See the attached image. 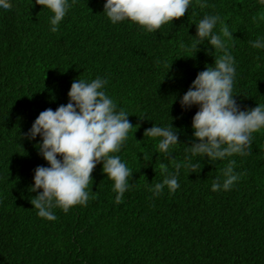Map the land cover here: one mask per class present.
<instances>
[{
	"label": "trees",
	"instance_id": "16d2710c",
	"mask_svg": "<svg viewBox=\"0 0 264 264\" xmlns=\"http://www.w3.org/2000/svg\"><path fill=\"white\" fill-rule=\"evenodd\" d=\"M104 2L76 0L55 33L53 14L35 0L0 9V264H264V130L253 133L246 156H191L198 107L179 103L223 55L207 41L193 47L195 23L219 14L217 31L233 35L226 44L236 62L235 99L241 110L264 105V49L249 43L264 38V5L193 0L183 17L148 33L130 21L113 25ZM97 76L134 126L118 153L132 187L115 203L113 181L97 165L87 205L55 208L57 219L48 221L30 202L42 189H29L35 168L48 164L34 146L39 136L29 142L24 134L42 111L68 103L75 79ZM154 123L178 130L171 157L156 153L158 138L144 136ZM230 160L240 178L231 190L212 191ZM161 164L169 173L179 166L180 187L154 196L150 186L166 175Z\"/></svg>",
	"mask_w": 264,
	"mask_h": 264
},
{
	"label": "clouds",
	"instance_id": "9594fccd",
	"mask_svg": "<svg viewBox=\"0 0 264 264\" xmlns=\"http://www.w3.org/2000/svg\"><path fill=\"white\" fill-rule=\"evenodd\" d=\"M201 7L206 0H199ZM76 0H35L36 5L47 8L50 17V31L55 33ZM193 0H105L103 13L113 24L130 21L148 33L157 32L162 26L170 25L174 19L183 17ZM264 5V0H258ZM11 0H0V9H11ZM222 23L219 14L205 15L196 25L193 47L207 41L216 52L214 66H207L197 74L187 92L180 98L183 110L197 106L191 128L195 141L186 147L191 156L206 157L208 161H220L234 154L246 156L251 151L253 133L264 130V105L257 104L251 109L241 110L234 95L236 79L235 58L230 53L226 40L233 38L228 27L217 31ZM255 49H264V38L249 42ZM181 47L185 45L181 44ZM195 51V52H196ZM169 70V69H168ZM107 80L97 76L84 80L77 78L67 93L68 103L55 111H42L31 128L24 134L34 145L38 155L48 164L34 170L30 192L37 193L30 202L40 218L48 221L57 219L53 209L64 213L77 205L86 206L93 183L92 172L102 164V172L113 181L116 193L115 203L122 202L123 195L132 184V170L122 161L118 153L126 145L134 128L127 111L119 108L105 86ZM175 100V97H174ZM135 133V132H134ZM134 133L133 136H134ZM144 136L158 138L156 153L171 157L179 143L178 130L169 125L155 123L144 131ZM234 160L224 169L222 183L217 178L212 191H228L240 176L234 172ZM195 169L197 164H191ZM161 173L166 174L161 183L150 186L154 196L162 194L165 186L174 193L179 187V166L169 173L161 164ZM195 172V171H193Z\"/></svg>",
	"mask_w": 264,
	"mask_h": 264
}]
</instances>
